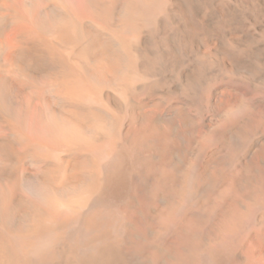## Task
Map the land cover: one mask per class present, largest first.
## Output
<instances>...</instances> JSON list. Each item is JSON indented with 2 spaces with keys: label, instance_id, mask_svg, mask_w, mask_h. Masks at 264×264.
<instances>
[{
  "label": "bare ground",
  "instance_id": "6f19581e",
  "mask_svg": "<svg viewBox=\"0 0 264 264\" xmlns=\"http://www.w3.org/2000/svg\"><path fill=\"white\" fill-rule=\"evenodd\" d=\"M237 84L264 0H0V264H264Z\"/></svg>",
  "mask_w": 264,
  "mask_h": 264
},
{
  "label": "rangeland",
  "instance_id": "374dc122",
  "mask_svg": "<svg viewBox=\"0 0 264 264\" xmlns=\"http://www.w3.org/2000/svg\"><path fill=\"white\" fill-rule=\"evenodd\" d=\"M236 87H237V89H238V91L239 90H241L240 92L241 93H243L242 95L244 96V97H246V100L247 101H249V105H250V107L253 109V116L255 117V116H257L256 118H258L259 119V117H260V119H262L263 120V122H264V116H262L263 115V113H261V107H260V105H258V103L254 100V94L255 93H247L246 92V88H245V86L244 85H242V84H237L236 85ZM239 92V93H240ZM240 93V94H241ZM252 101V102H251ZM256 103H255V102ZM253 103V104H252ZM260 107V108H259ZM259 112V113H258Z\"/></svg>",
  "mask_w": 264,
  "mask_h": 264
}]
</instances>
